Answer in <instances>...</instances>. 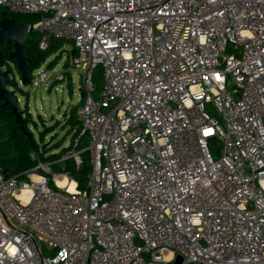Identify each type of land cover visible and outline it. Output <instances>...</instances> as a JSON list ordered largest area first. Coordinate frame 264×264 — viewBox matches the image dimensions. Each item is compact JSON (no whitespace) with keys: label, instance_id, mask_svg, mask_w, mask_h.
Here are the masks:
<instances>
[{"label":"built area","instance_id":"obj_1","mask_svg":"<svg viewBox=\"0 0 264 264\" xmlns=\"http://www.w3.org/2000/svg\"><path fill=\"white\" fill-rule=\"evenodd\" d=\"M2 10L39 17L29 33L43 52L74 44L89 143L0 171V264H264V0H0ZM84 151L80 190L53 165L79 166Z\"/></svg>","mask_w":264,"mask_h":264},{"label":"trees","instance_id":"obj_2","mask_svg":"<svg viewBox=\"0 0 264 264\" xmlns=\"http://www.w3.org/2000/svg\"><path fill=\"white\" fill-rule=\"evenodd\" d=\"M8 15L9 18L15 19L17 22L34 24L39 20V17L36 15H20L12 14L10 12H8ZM39 42L40 36L31 32L28 36L27 43L25 44V52L31 61V81L34 78V73L40 70L48 58L57 52L62 41L59 39H53L49 49L45 52L39 49ZM12 50L13 45L7 50L4 47L3 63H0V69H4V66H6V69L11 70V73L13 74L17 63L15 60L10 59V53ZM56 65L57 61H53L49 63L48 69L51 70L55 68ZM66 66L68 68L69 64L66 63ZM64 75L66 76V74ZM9 80L11 81V86L21 90L15 78H9ZM93 85L95 87L93 95L97 98L102 92L104 86L103 71L100 67L95 70ZM76 111L77 107L73 108L68 115L65 114L63 121L64 128L66 127L68 129L66 135L67 137H70V144L68 146H63L65 143L64 139L60 141L58 145H55V147H46V149L43 150L38 148L33 134L29 129V124L32 122V119L28 111L26 117H24V124L32 135L31 140H29L28 136L17 128L15 118L10 114V108L3 107L2 102H0V171L8 170L14 174H19L20 172L30 169L36 164L30 159L29 154L31 151H36L42 161L54 162L58 161L65 153L71 151L74 147L77 151L85 150L88 146L89 138L86 134L82 135L83 128L81 122L77 119ZM45 136L46 135H44V137ZM55 150H59V152L53 153ZM91 169L90 156L87 151L81 153V164L79 166H77L74 159H70L64 163H55L53 165L54 172L68 174L71 179L78 183L80 190L86 188L87 176L91 172Z\"/></svg>","mask_w":264,"mask_h":264},{"label":"rangeland","instance_id":"obj_3","mask_svg":"<svg viewBox=\"0 0 264 264\" xmlns=\"http://www.w3.org/2000/svg\"><path fill=\"white\" fill-rule=\"evenodd\" d=\"M61 41L57 52L34 73V76L37 73L43 75L38 85L30 83L23 86L19 75L16 72L12 74V78L17 80L21 89L14 88L19 97V109L24 111L23 117H26L27 111L31 116L32 122L29 124V129L38 148L43 150L46 147H55L64 139L63 146L70 144V137L66 135L68 129L64 128V116L82 103L81 73L75 70L71 63L73 44L70 41ZM53 61H57V65L50 70L48 65ZM66 63L69 64L68 68ZM62 73L66 74L64 80L59 79ZM53 152H59V150ZM41 246L45 249L44 244Z\"/></svg>","mask_w":264,"mask_h":264},{"label":"water","instance_id":"obj_4","mask_svg":"<svg viewBox=\"0 0 264 264\" xmlns=\"http://www.w3.org/2000/svg\"><path fill=\"white\" fill-rule=\"evenodd\" d=\"M30 23L17 22L15 19L9 18L8 12L3 10L0 12V63H3L4 44L6 47L13 45V51L10 53V59L15 60L17 65L15 71L20 77V83L27 86L31 83L30 65L31 61L25 52V44L29 36ZM76 50L71 51V56H74ZM12 78L11 70L0 69V102L3 107H9L10 114L15 118L17 128L21 130L31 140V133L27 130L24 124V111L19 109V97L16 90L11 86ZM83 96V94H82ZM212 143L219 148V144L215 138H212ZM21 173V172H20ZM3 174L6 178L14 175L13 172L4 170ZM183 258L177 257L173 264H182Z\"/></svg>","mask_w":264,"mask_h":264},{"label":"flooded vegetation","instance_id":"obj_5","mask_svg":"<svg viewBox=\"0 0 264 264\" xmlns=\"http://www.w3.org/2000/svg\"><path fill=\"white\" fill-rule=\"evenodd\" d=\"M4 47L6 48V50L9 49V47H6V44H4ZM4 69H6V66H4Z\"/></svg>","mask_w":264,"mask_h":264},{"label":"crops","instance_id":"obj_6","mask_svg":"<svg viewBox=\"0 0 264 264\" xmlns=\"http://www.w3.org/2000/svg\"><path fill=\"white\" fill-rule=\"evenodd\" d=\"M81 86H82V85H81ZM80 89H81V88H80ZM80 93H81V90H80ZM81 97H82V93H81ZM81 104H82V103H81ZM81 104H80V105H81ZM53 153H57V152H53Z\"/></svg>","mask_w":264,"mask_h":264},{"label":"bare ground","instance_id":"obj_7","mask_svg":"<svg viewBox=\"0 0 264 264\" xmlns=\"http://www.w3.org/2000/svg\"><path fill=\"white\" fill-rule=\"evenodd\" d=\"M64 182H65V181H64ZM72 189H73V186L70 187V190H72Z\"/></svg>","mask_w":264,"mask_h":264}]
</instances>
